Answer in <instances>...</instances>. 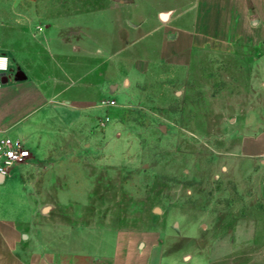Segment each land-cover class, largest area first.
I'll return each instance as SVG.
<instances>
[{
  "label": "rangeland",
  "instance_id": "374dc122",
  "mask_svg": "<svg viewBox=\"0 0 264 264\" xmlns=\"http://www.w3.org/2000/svg\"><path fill=\"white\" fill-rule=\"evenodd\" d=\"M112 4L135 13L132 46L119 35L116 49L87 51L77 66L54 61L35 33L80 24L89 38L109 2L0 0V53L53 95L66 90L65 100L89 103L84 122L55 146L61 159L27 168L37 187H65L32 195L41 209L52 207L42 214L44 239L74 260H93L111 251L117 233L144 231L156 234L171 264H264V167L241 148L264 138V61L244 46L168 47L160 8L174 7L171 24L188 25V2ZM138 11L148 14L146 26Z\"/></svg>",
  "mask_w": 264,
  "mask_h": 264
},
{
  "label": "crops",
  "instance_id": "0c3cea01",
  "mask_svg": "<svg viewBox=\"0 0 264 264\" xmlns=\"http://www.w3.org/2000/svg\"><path fill=\"white\" fill-rule=\"evenodd\" d=\"M103 1L106 4L109 2V5L100 11L96 22L99 28L92 29L89 38L86 36V27L80 24L45 26L35 33L49 57L54 61L58 56L72 59V64L83 66L87 51H96L101 55L107 49H116L119 35L126 38L125 48L132 46L131 25L135 23V13L119 10L112 4L125 0ZM167 1L179 4L188 2L191 12L188 25L171 24L174 7L172 9L167 4L162 5L158 13L163 21H169L163 33L164 39L168 41L164 42L177 50L178 54L198 50L231 53L239 46H244L259 54V63L264 61V0ZM147 15L144 11H138L136 22L146 26ZM121 17L126 18L125 27H119L118 18ZM3 54L10 59L7 53ZM95 88L100 91L102 85ZM65 94L66 90H59L53 95L51 89H46L28 76L25 81H15L11 77L0 89V138L22 141L32 153L30 162L16 165L6 175H0V264H165L166 258L171 264L172 259L165 255V249L156 234L144 231L117 233L111 251L93 260L85 254L74 260L64 250H55L54 245L49 243L52 241L49 234L44 239L42 226L47 228L48 221L42 219V214L51 211L52 207L41 209L32 195L38 189L52 193L56 187L57 192L63 191L65 187H37L27 168H48L61 159L55 152V146H62L64 140L69 138L72 126L76 128L84 122L85 109L89 103L85 100H65ZM241 148L244 157L264 167V138L247 140Z\"/></svg>",
  "mask_w": 264,
  "mask_h": 264
},
{
  "label": "built area",
  "instance_id": "2783aa9c",
  "mask_svg": "<svg viewBox=\"0 0 264 264\" xmlns=\"http://www.w3.org/2000/svg\"><path fill=\"white\" fill-rule=\"evenodd\" d=\"M11 68L9 57L0 55V89L4 85V78L9 77ZM31 160L32 153L24 142L9 137L0 138V174L6 175L12 167Z\"/></svg>",
  "mask_w": 264,
  "mask_h": 264
},
{
  "label": "water",
  "instance_id": "95a60500",
  "mask_svg": "<svg viewBox=\"0 0 264 264\" xmlns=\"http://www.w3.org/2000/svg\"><path fill=\"white\" fill-rule=\"evenodd\" d=\"M163 18H165V16H163ZM0 55H5V54L0 53ZM11 77H13L15 81L27 80V75L18 67L11 68L9 77H5L3 83L7 84ZM0 175L3 176V174H0Z\"/></svg>",
  "mask_w": 264,
  "mask_h": 264
}]
</instances>
